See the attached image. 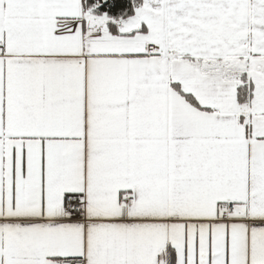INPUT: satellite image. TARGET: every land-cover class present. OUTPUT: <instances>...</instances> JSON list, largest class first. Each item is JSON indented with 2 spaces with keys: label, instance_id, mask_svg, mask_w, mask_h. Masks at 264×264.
I'll list each match as a JSON object with an SVG mask.
<instances>
[{
  "label": "snow or ice",
  "instance_id": "1",
  "mask_svg": "<svg viewBox=\"0 0 264 264\" xmlns=\"http://www.w3.org/2000/svg\"><path fill=\"white\" fill-rule=\"evenodd\" d=\"M0 264H264V0H0Z\"/></svg>",
  "mask_w": 264,
  "mask_h": 264
}]
</instances>
